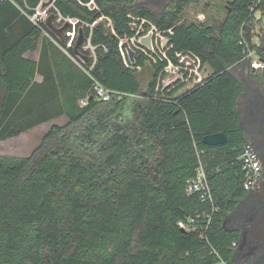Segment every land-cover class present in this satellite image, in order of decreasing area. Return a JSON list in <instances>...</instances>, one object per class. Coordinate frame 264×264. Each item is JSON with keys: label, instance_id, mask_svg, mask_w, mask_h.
I'll use <instances>...</instances> for the list:
<instances>
[{"label": "trees", "instance_id": "trees-1", "mask_svg": "<svg viewBox=\"0 0 264 264\" xmlns=\"http://www.w3.org/2000/svg\"><path fill=\"white\" fill-rule=\"evenodd\" d=\"M41 1L0 0V142L67 121L30 155H0V264H236L230 245L239 234L223 223L245 192L238 157L247 140L244 85L232 70L245 56L241 41L253 43L262 23L250 7L264 12V0H229L218 28L180 22L191 0L158 12L137 0H55L54 16L77 20L63 30L31 19ZM152 24L168 38L165 55L137 49L132 60L123 43ZM74 28L85 36L77 49L67 44ZM38 49V61L25 56ZM185 54L212 72L176 95L186 83L162 80ZM96 81L114 98H96ZM218 132L225 144L202 142ZM197 148L206 150L217 207L209 227L211 206L186 190ZM191 218L195 230L179 225Z\"/></svg>", "mask_w": 264, "mask_h": 264}, {"label": "flooded vegetation", "instance_id": "flooded-vegetation-1", "mask_svg": "<svg viewBox=\"0 0 264 264\" xmlns=\"http://www.w3.org/2000/svg\"><path fill=\"white\" fill-rule=\"evenodd\" d=\"M260 13L262 34L264 12ZM262 73L244 86L239 99L240 126L260 162V173L225 218V228L239 234L233 255L236 264H264V71Z\"/></svg>", "mask_w": 264, "mask_h": 264}, {"label": "rangeland", "instance_id": "rangeland-1", "mask_svg": "<svg viewBox=\"0 0 264 264\" xmlns=\"http://www.w3.org/2000/svg\"><path fill=\"white\" fill-rule=\"evenodd\" d=\"M55 0H43V3H46L47 6L45 9L40 8L39 10V16L44 20V21H48V19L50 18V23L52 25V19L54 20L53 22V26L54 27H58L59 29L63 28L64 25L66 23H73V25L75 23H77V20L75 19H70V18H64L61 15H56L54 16L53 14V9H54V2ZM175 0H137V3L143 6H147L151 9H153L154 11L158 12L161 11L165 8H169L171 6V4L174 3ZM229 0H191L189 2V4L186 6L183 14L181 15L180 18V22L185 23V24H189V23H204L206 25H213L215 28H218L221 23L223 22V20L225 19L226 15H227V4H228ZM91 4V3H90ZM257 19L261 18V13L258 12L256 14ZM107 20V19H106ZM107 23L110 27L111 26V21L107 20ZM261 26L262 23H257V25H255L254 30L257 32H259L261 34ZM79 30L78 29H73L72 31H69L66 33V37H68V46H71L73 44V41L76 43L79 37ZM153 34V43H154V49L156 51V53L158 54H164V46H166L168 44V42L166 44H163L160 42V39L163 37L161 35V33H159L158 30H156L153 26V24L151 25V28L145 33L144 36H139L138 38L133 39V41L135 42L136 45L141 47V51L148 53L149 48L144 42L143 39L149 35ZM260 37V35H259ZM152 39V37H151ZM259 38H255L256 41H258ZM152 41V40H151ZM145 45V46H144ZM157 45L160 47V49L157 48ZM164 45V46H163ZM133 46V44H132ZM134 47V46H133ZM84 50L88 49L90 50L91 53V57L94 56V47L90 45V43H85L84 44ZM139 50V48H138ZM137 54H134V57ZM233 73L240 78V80L244 83V86L246 87V85L248 86V83L253 82L254 78L257 77L258 75H262L263 73L261 71H256V72H246L248 71V69L246 68V64H241V65H237L234 66L233 68ZM212 69L209 65H205L202 66L200 72L196 78L197 83L199 82V78H205L206 76H208L209 74H211ZM259 76V77H260ZM141 77V82H142V87L146 88L147 84L150 82L152 76H151V70H144L142 72V74L140 75ZM176 80L182 81L184 83H186L185 87L182 88L176 95H180L183 92H185L187 89L192 88L195 84V80H193V78L191 80H188L187 77L185 76V72L183 70H181L180 68L174 67L173 65H170L167 69H166V75L163 78L162 82L163 85H168ZM193 80V81H192ZM196 83V84H197ZM247 83V84H246ZM195 84V85H196ZM58 123L60 124H64L65 123V119H59ZM52 123L49 124H43L40 125L36 128L35 131L33 132H29L27 137L28 138V142H26L25 144V154H29L31 153V151L34 149L35 146H37L39 144V142L41 141L42 135L43 133L51 126ZM16 146H19L17 142L14 143ZM28 146V148H27ZM16 149H18V147H15ZM18 151V150H17ZM0 152L2 153H9L11 152L10 147L1 144L0 146ZM14 153V152H12Z\"/></svg>", "mask_w": 264, "mask_h": 264}, {"label": "built area", "instance_id": "built-area-1", "mask_svg": "<svg viewBox=\"0 0 264 264\" xmlns=\"http://www.w3.org/2000/svg\"><path fill=\"white\" fill-rule=\"evenodd\" d=\"M42 1L36 9L37 10L36 14L31 17V19L34 21H36V19H38L39 10H40L41 5L43 3ZM250 9H251L252 13H255L254 14L255 16L259 12V11L255 12V6H251ZM154 28L157 30V28L155 26H154ZM259 35L261 36V34L258 31L257 32L255 31V34L253 37V43H251L252 45L245 38H243V40L241 41L242 43H244L246 45V48H245V56L243 57V59L239 63V65L245 63L246 68L248 69L247 72H249V71L250 72H256V71L263 72L264 71V49L260 45ZM255 38H259L258 41H256ZM133 39H135V38H132L131 41H128L130 47L134 51L137 50L138 48L141 49L140 46L135 44ZM151 40H152L151 41L152 45H151V48H149V49L152 51H155V49L153 48L154 47L153 46L154 45L153 34H152ZM163 40H164V37H162L160 39V42L162 43ZM132 44L134 47L132 46ZM163 44H164V42H163ZM157 48L160 49V47L158 45H157ZM126 50H127V48H126ZM127 53H128V50H127ZM164 55H165V53H164ZM201 64H202L201 58L199 56H196L194 54H185L184 56L181 57L179 65H173V64H170V65H173L174 67H177V68H180L181 70H183L185 72V76L187 77V79L191 80L193 78V80H195V84H196L197 83V81H196L197 76L196 75L199 74V72L202 68ZM202 80H203V78H199L198 83H200ZM94 95L96 96V98H98L100 100L109 101V100L114 98L115 94H114V91L106 88L103 84L96 81V83L94 85ZM81 102H82V104H86L87 99H84ZM196 152H197V156H198L199 165H198V168L196 170V175L187 182L186 190H187L188 194H198L203 202H206L207 204H209L211 206L210 211L204 212V215L207 217L206 225H207V227H209V225L212 222L213 213L217 210V207L215 205L214 194H213L212 186H211V183H210V180L208 177L206 164L203 160V155L206 153V150L197 148ZM238 160L241 164V169L245 175L244 189L248 190L252 186V183L257 179V177L260 173V162H259L258 158L256 157L254 151L251 149V147L247 143L243 146L242 151L238 157ZM194 221L195 220L193 218H191L189 223H187L185 221H180L179 225L186 230H195L196 227H195ZM238 243H239V240H237V239L232 240L231 245H230L231 248L235 250L236 247L238 246ZM218 256H219V254H218ZM219 264H227V263L225 261L221 260L219 262Z\"/></svg>", "mask_w": 264, "mask_h": 264}, {"label": "crops", "instance_id": "crops-1", "mask_svg": "<svg viewBox=\"0 0 264 264\" xmlns=\"http://www.w3.org/2000/svg\"><path fill=\"white\" fill-rule=\"evenodd\" d=\"M28 59H31V60H33V61H38L39 60V56H40V50L38 49L37 51H35V52H28L26 55H25ZM247 72V71H246ZM37 80L40 82V81H42L43 80V77L41 76V75H37ZM59 119H65V122L67 121V118L65 117V116H62V117H60V118H56V119H53V120H51V121H48V122H45V123H43L44 125L45 124H49V123H52L51 124V126L53 125V124H60V123H58V120ZM43 124H40V125H43ZM40 125H38V126H40ZM38 126H36V127H34V128H31V129H29V130H27V131H25V132H23V133H21L20 135H18V136H16V137H12V138H8V139H6V140H3L2 142H0V146H1V144H3V145H6V146H8V147H10V149H11V152H9V153H2V152H0V155H16V156H28V155H30L31 153H32V151L35 149V147H34V149L31 151V153H29V154H25L24 152H25V144H26V142H28V138L29 137H27V135H28V133L29 132H33V131H35L36 130V128L38 127ZM50 126V127H51ZM49 127V128H50ZM49 128L47 129V130H49ZM46 130V131H47ZM45 131V132H46ZM45 132L43 133V135L45 134ZM42 135V136H43ZM42 139V138H41ZM15 142H17V143H19L18 145L19 146H16L14 143ZM41 142V141H40ZM39 142V143H40ZM39 145V144H38ZM37 145V146H38ZM15 147H18V149H16ZM27 148H28V146H27ZM18 150V151H17ZM12 152H14V153H12Z\"/></svg>", "mask_w": 264, "mask_h": 264}, {"label": "water", "instance_id": "water-1", "mask_svg": "<svg viewBox=\"0 0 264 264\" xmlns=\"http://www.w3.org/2000/svg\"><path fill=\"white\" fill-rule=\"evenodd\" d=\"M46 6H47L46 3H42L41 8L45 9ZM48 23H50V18L48 19ZM60 30H63V28H61ZM151 37H152V35H149V36H147V37H145L143 39V42L148 47H150L152 45L151 44ZM84 41H85L84 31H83V29H80V34H79V37H78V40H77V43H76V49L80 45H82L84 43ZM163 42H164V44H166L168 42V38H164ZM260 45L264 49V31L262 32V34L260 36ZM123 47L127 48L129 56L133 60L135 51L130 47L129 42L125 41L123 43ZM227 141H228V137H227V135L224 132L208 134V135L203 136V138H202V142L204 144L208 145V146L222 145V144H225ZM224 225H225V220H224V223H223V227L225 228Z\"/></svg>", "mask_w": 264, "mask_h": 264}]
</instances>
